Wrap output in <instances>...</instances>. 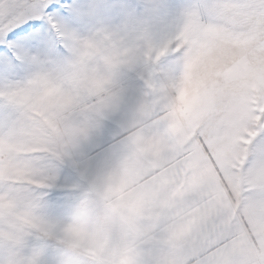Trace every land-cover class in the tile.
I'll list each match as a JSON object with an SVG mask.
<instances>
[{"label":"clouds","instance_id":"9594fccd","mask_svg":"<svg viewBox=\"0 0 264 264\" xmlns=\"http://www.w3.org/2000/svg\"><path fill=\"white\" fill-rule=\"evenodd\" d=\"M73 16L0 66V264H264V0Z\"/></svg>","mask_w":264,"mask_h":264},{"label":"snow or ice","instance_id":"6c2138e0","mask_svg":"<svg viewBox=\"0 0 264 264\" xmlns=\"http://www.w3.org/2000/svg\"><path fill=\"white\" fill-rule=\"evenodd\" d=\"M122 9L119 3H105L92 8L85 6L83 13L114 16ZM22 23L24 26L19 27ZM74 23L76 19L66 11L65 0H0V41L21 40L23 43V50H13L9 57L11 63H15L20 54L58 47L54 43L58 35L54 34H58L61 25L70 27ZM8 51L7 47H0V54ZM252 127L264 139V115ZM260 151L264 152V144Z\"/></svg>","mask_w":264,"mask_h":264},{"label":"rangeland","instance_id":"374dc122","mask_svg":"<svg viewBox=\"0 0 264 264\" xmlns=\"http://www.w3.org/2000/svg\"><path fill=\"white\" fill-rule=\"evenodd\" d=\"M76 1L75 0H65L66 11L69 12V14L72 13L71 16H73L74 13H76L78 10L84 9L83 7H85V6H88L89 8H92L93 6H96V5H99V4L110 3V0H85V2L84 1L76 2ZM126 2H127V0H112V3H119L123 7L126 5ZM10 42H12V44H13V42H15V41H10ZM17 42H19V41L17 40L16 43ZM13 50H18V49H14L11 46V49H9L7 54H0V66L4 65L7 61L11 62L9 57L12 55Z\"/></svg>","mask_w":264,"mask_h":264},{"label":"crops","instance_id":"0c3cea01","mask_svg":"<svg viewBox=\"0 0 264 264\" xmlns=\"http://www.w3.org/2000/svg\"><path fill=\"white\" fill-rule=\"evenodd\" d=\"M76 1V0H75ZM78 1H80V2H82V1H84L85 2V0H77L76 2H78ZM77 7V6H76ZM83 8H85V7H83ZM80 9V8H79ZM84 11V9H81V10H78L76 13L77 14H80V13H82ZM69 13V12H68ZM76 13H74V14H76ZM69 15H72V13H70ZM30 22V21H29ZM24 26V24L22 23V24H20L19 25V27H23ZM16 41L17 40H15V42H13V44H12V42H4V41H0V47H7L8 49H11V46L14 48V49H18V50H23V43H22V41L21 40H18L19 42H17L16 43ZM9 63H11V62H9V61H7L5 64H9ZM4 64V65H5Z\"/></svg>","mask_w":264,"mask_h":264}]
</instances>
